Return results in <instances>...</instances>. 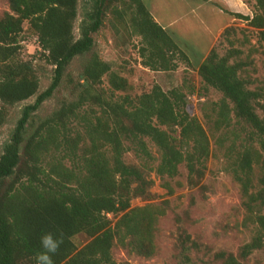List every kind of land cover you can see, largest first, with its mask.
I'll return each instance as SVG.
<instances>
[{
  "label": "trees",
  "instance_id": "obj_1",
  "mask_svg": "<svg viewBox=\"0 0 264 264\" xmlns=\"http://www.w3.org/2000/svg\"><path fill=\"white\" fill-rule=\"evenodd\" d=\"M115 1L132 9L130 27L141 38L143 67L169 72L177 68L175 57L188 62L142 0ZM7 2L9 12L0 16V102L13 106L31 97L35 101L21 109L0 154V264H35V255L43 251L41 236L61 231L64 243L53 257L55 264H117L111 248L121 231L147 254L156 212L151 206L130 209V201L146 195L151 186L149 172L174 177L184 164L190 176L201 178L210 153L205 130L188 114L185 95L176 89L164 92L154 85L139 96H115L116 92H126L127 80L96 53H90L93 35L100 29L111 0H86L90 8L82 12L77 37L78 0ZM254 2L251 18L234 16L245 20L264 41V0ZM24 23L53 67L51 83L39 94L31 63L13 61ZM218 57L212 49L198 67L202 81L223 94L214 104L215 120L222 125H227L231 116L242 120L251 128L257 145L240 146L232 169L243 209L256 229L237 257L227 256L221 263L239 264L264 246V121L254 113V94L238 77L236 66ZM74 59H83L73 85L75 99L64 102L33 126L35 113L60 87ZM105 76L109 96L96 90ZM84 106L89 107L88 112H81ZM69 120L80 129H69ZM5 121L6 114L0 108V128ZM149 144L159 154L155 167ZM129 150L141 161L140 166L125 164L123 155ZM65 159L69 166L63 165ZM118 214L121 216L111 227L107 216ZM78 234L90 239L79 250L72 241Z\"/></svg>",
  "mask_w": 264,
  "mask_h": 264
},
{
  "label": "rangeland",
  "instance_id": "obj_2",
  "mask_svg": "<svg viewBox=\"0 0 264 264\" xmlns=\"http://www.w3.org/2000/svg\"><path fill=\"white\" fill-rule=\"evenodd\" d=\"M242 1L254 13V0ZM106 7L102 25L93 35L94 44L90 53H96L101 60L110 64L112 71L127 80L126 92H116L115 96H139L148 93L154 85L164 92L178 90L185 95L188 114L195 117L205 130L210 150L201 178L190 176L184 164L178 167V174L174 177L148 173L151 186L145 196L130 201V209L151 206L156 212L151 229V250L144 254L137 242L130 236L124 237L121 231L111 248L113 261L117 264H221L227 256L237 257L241 247L252 240L256 231L243 209L240 188L232 176L235 152L240 146L257 148L251 128L234 116L227 125L216 122L214 104L223 99V94L202 81L198 67L205 58L188 57V62H185L175 57L177 68L169 72L143 67L141 38L130 27L132 9H125L121 1L115 0H111ZM88 8L90 5L86 0H78L75 37L82 12ZM5 12H9L8 2L0 0V16ZM193 36L190 33V38ZM36 40V35L24 23L18 38L20 48L13 61L31 63L39 82V94L51 83L53 67L45 61ZM212 49L227 65L236 66L238 77L246 89L254 94L251 100L254 113L264 121V41L257 30L245 20H236L219 35ZM82 62L83 59L71 62L60 87L35 113L33 126L39 125L64 102L75 99L73 85L80 75ZM96 90L109 96L106 76ZM34 101L35 97H31L13 106L0 102V108L6 114V121L0 128V154L3 143L15 128L21 109ZM88 111V106L81 109V112ZM67 126L72 130L73 127L80 129L71 120ZM148 147L154 157L152 166L155 167L159 154L152 144ZM123 161L127 165L142 164L130 150L124 153ZM63 165L69 166L70 163L65 159ZM120 216H107L111 227ZM72 241L79 250L90 239L78 234ZM239 264H264V246L253 251L246 259H241Z\"/></svg>",
  "mask_w": 264,
  "mask_h": 264
},
{
  "label": "crops",
  "instance_id": "obj_3",
  "mask_svg": "<svg viewBox=\"0 0 264 264\" xmlns=\"http://www.w3.org/2000/svg\"><path fill=\"white\" fill-rule=\"evenodd\" d=\"M154 21L187 57L206 58L234 15L251 18L242 0H142ZM247 23V22H246ZM190 33L194 34L190 38Z\"/></svg>",
  "mask_w": 264,
  "mask_h": 264
},
{
  "label": "clouds",
  "instance_id": "obj_4",
  "mask_svg": "<svg viewBox=\"0 0 264 264\" xmlns=\"http://www.w3.org/2000/svg\"><path fill=\"white\" fill-rule=\"evenodd\" d=\"M64 243V233L59 235L52 232L44 233L40 238V245L43 251L38 252L35 257V264H55L53 257L60 251Z\"/></svg>",
  "mask_w": 264,
  "mask_h": 264
}]
</instances>
